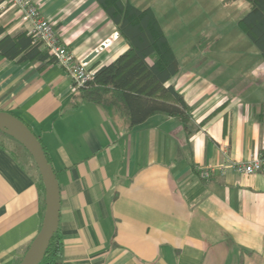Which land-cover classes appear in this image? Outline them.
<instances>
[{"label": "crops", "instance_id": "1", "mask_svg": "<svg viewBox=\"0 0 264 264\" xmlns=\"http://www.w3.org/2000/svg\"><path fill=\"white\" fill-rule=\"evenodd\" d=\"M31 2L78 58L110 40L88 62L95 70L128 49L97 0ZM0 29L3 46L30 35L9 0ZM252 46L226 57L203 44L183 57L171 48L179 70L168 84L189 107L188 129L163 113L131 127L113 107L74 106L61 66L0 51V111L37 136L58 181L62 264H264V173L229 167L264 155V61ZM5 140L0 264H19L42 226L44 187L32 160L18 162Z\"/></svg>", "mask_w": 264, "mask_h": 264}, {"label": "trees", "instance_id": "2", "mask_svg": "<svg viewBox=\"0 0 264 264\" xmlns=\"http://www.w3.org/2000/svg\"><path fill=\"white\" fill-rule=\"evenodd\" d=\"M3 1L0 0V4ZM244 1L249 8L238 25L264 61V0ZM97 3L115 25L118 35L126 41L128 49L111 63L99 67L93 80L76 90L72 97L73 105L90 102L105 109L113 107L126 117L131 127L156 113H163L175 117L188 129L189 107L168 84L178 73V61L153 11L150 8L139 9L123 0H97ZM24 40L19 45L11 42L3 46L0 43V51L9 58L21 54L23 61L48 59L55 63L45 50L39 52L40 44L34 43L32 35L25 36ZM0 137L6 138L1 144L18 162L23 164L27 158L32 160L24 148L8 135L0 133ZM32 163L36 167L33 160ZM62 250L57 230L37 264H62Z\"/></svg>", "mask_w": 264, "mask_h": 264}, {"label": "rangeland", "instance_id": "3", "mask_svg": "<svg viewBox=\"0 0 264 264\" xmlns=\"http://www.w3.org/2000/svg\"><path fill=\"white\" fill-rule=\"evenodd\" d=\"M124 1H129L139 9H154L170 47L182 57L195 54L197 46L202 44L212 46L217 52L221 51L216 53L222 57L233 54L232 51L241 53L242 48L246 51V44L252 46L238 25L241 17L248 11L244 0ZM237 46L242 47L236 50ZM99 48L96 50H101ZM252 48L256 50L254 46Z\"/></svg>", "mask_w": 264, "mask_h": 264}, {"label": "built area", "instance_id": "4", "mask_svg": "<svg viewBox=\"0 0 264 264\" xmlns=\"http://www.w3.org/2000/svg\"><path fill=\"white\" fill-rule=\"evenodd\" d=\"M9 1L18 8L21 21L28 24L29 33L34 38V41L39 43L48 56L67 72L75 91L84 88L93 80L96 70L91 68L88 62H85V58H78L59 39L54 24L41 14L39 8L31 0ZM116 35L115 33L114 36L116 37ZM110 44V40L106 39L101 43L99 49L107 48ZM229 167L237 173L245 175L264 173V155L257 153L249 160L230 162ZM198 171L202 179L209 178L211 174V168L209 167Z\"/></svg>", "mask_w": 264, "mask_h": 264}, {"label": "water", "instance_id": "5", "mask_svg": "<svg viewBox=\"0 0 264 264\" xmlns=\"http://www.w3.org/2000/svg\"><path fill=\"white\" fill-rule=\"evenodd\" d=\"M98 53L91 52L85 62ZM0 130L18 142L35 163L44 187L45 214L41 229L30 244L19 264H37L43 257L49 242L57 231L60 209L59 185L42 144L30 128L18 117L0 111Z\"/></svg>", "mask_w": 264, "mask_h": 264}]
</instances>
